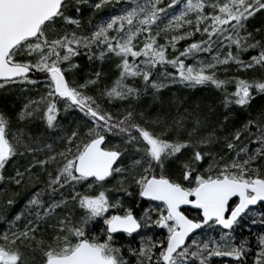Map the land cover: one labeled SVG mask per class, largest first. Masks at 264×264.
Returning <instances> with one entry per match:
<instances>
[{
	"label": "snow or ice",
	"instance_id": "1",
	"mask_svg": "<svg viewBox=\"0 0 264 264\" xmlns=\"http://www.w3.org/2000/svg\"><path fill=\"white\" fill-rule=\"evenodd\" d=\"M9 97L0 264H264V0H0Z\"/></svg>",
	"mask_w": 264,
	"mask_h": 264
},
{
	"label": "trees",
	"instance_id": "2",
	"mask_svg": "<svg viewBox=\"0 0 264 264\" xmlns=\"http://www.w3.org/2000/svg\"><path fill=\"white\" fill-rule=\"evenodd\" d=\"M110 6H113V5H110ZM172 91H178V90L173 89ZM191 93H194L195 97H200V96L206 95L207 90L206 89L201 90V91L191 90ZM179 94L183 96L190 95L189 92H183ZM24 95H29V93H24ZM14 103H16V101H14L11 97H9L7 102H5L2 98H0V105H6L9 108V110L12 109V105ZM261 103H262V100L260 99L256 100L254 102V107L259 108ZM26 194H27V190L25 189H15V188H12L11 186H5L3 182H0V209L6 208V205L4 204L5 199H13L14 204L10 208H8V210L11 211V208H17V210H19L17 206L22 205ZM117 195L120 196L121 199L129 198L126 194L117 193ZM130 200L131 198H129L127 201H129L130 203ZM2 228H3V225H0V230H2ZM225 261H227V264H232L231 258H226V257L225 258H218V257L212 258V264H225Z\"/></svg>",
	"mask_w": 264,
	"mask_h": 264
},
{
	"label": "flooded vegetation",
	"instance_id": "3",
	"mask_svg": "<svg viewBox=\"0 0 264 264\" xmlns=\"http://www.w3.org/2000/svg\"><path fill=\"white\" fill-rule=\"evenodd\" d=\"M143 206L145 207V206H148V205H147V203H145ZM139 208H140V202L138 201L136 210L139 211ZM124 235L127 236L128 234L125 233Z\"/></svg>",
	"mask_w": 264,
	"mask_h": 264
},
{
	"label": "rangeland",
	"instance_id": "4",
	"mask_svg": "<svg viewBox=\"0 0 264 264\" xmlns=\"http://www.w3.org/2000/svg\"><path fill=\"white\" fill-rule=\"evenodd\" d=\"M129 198H127V199H122V200H124L125 202H126V206H128V204H129V201H127ZM145 207H147V206H145Z\"/></svg>",
	"mask_w": 264,
	"mask_h": 264
}]
</instances>
